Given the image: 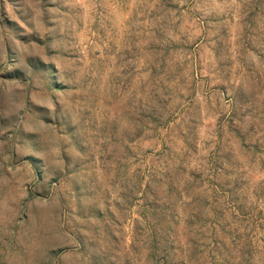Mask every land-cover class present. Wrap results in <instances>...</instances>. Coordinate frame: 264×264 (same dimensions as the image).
Segmentation results:
<instances>
[{
    "label": "rangeland",
    "instance_id": "1",
    "mask_svg": "<svg viewBox=\"0 0 264 264\" xmlns=\"http://www.w3.org/2000/svg\"><path fill=\"white\" fill-rule=\"evenodd\" d=\"M0 264H264V0H0Z\"/></svg>",
    "mask_w": 264,
    "mask_h": 264
}]
</instances>
